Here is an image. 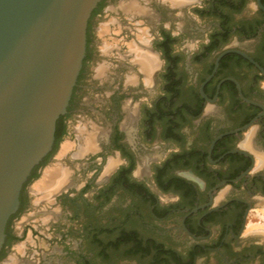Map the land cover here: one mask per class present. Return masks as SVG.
Listing matches in <instances>:
<instances>
[{
    "label": "flooded vegetation",
    "instance_id": "flooded-vegetation-1",
    "mask_svg": "<svg viewBox=\"0 0 264 264\" xmlns=\"http://www.w3.org/2000/svg\"><path fill=\"white\" fill-rule=\"evenodd\" d=\"M0 264H264V0H101Z\"/></svg>",
    "mask_w": 264,
    "mask_h": 264
},
{
    "label": "water",
    "instance_id": "water-1",
    "mask_svg": "<svg viewBox=\"0 0 264 264\" xmlns=\"http://www.w3.org/2000/svg\"><path fill=\"white\" fill-rule=\"evenodd\" d=\"M100 1L0 0V249L23 184L53 147Z\"/></svg>",
    "mask_w": 264,
    "mask_h": 264
},
{
    "label": "bare ground",
    "instance_id": "bare-ground-1",
    "mask_svg": "<svg viewBox=\"0 0 264 264\" xmlns=\"http://www.w3.org/2000/svg\"><path fill=\"white\" fill-rule=\"evenodd\" d=\"M121 6L123 7L124 10L128 11V13H129V11L132 12V13L136 12V10L138 11V4H136L133 1L122 2ZM107 30H108V27L106 25H102L100 27L101 34H104ZM144 34L141 33V35H139L141 43H136V42L131 43L130 49H129V51H130L129 53L134 55V57H132V59L134 58L133 62L140 63L142 65L141 67H143L145 69L146 66L149 64V62L151 63L153 58L144 49V46H145V44L147 42V39L144 37ZM145 39H146V41H145ZM110 45L111 44L108 41H105V43L102 46L103 51L108 53L109 49H111ZM99 69L102 72V71H104L105 67L101 66ZM41 184L43 185V182Z\"/></svg>",
    "mask_w": 264,
    "mask_h": 264
}]
</instances>
